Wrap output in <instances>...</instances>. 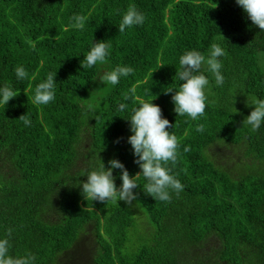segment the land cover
<instances>
[{"label":"trees","instance_id":"1","mask_svg":"<svg viewBox=\"0 0 264 264\" xmlns=\"http://www.w3.org/2000/svg\"><path fill=\"white\" fill-rule=\"evenodd\" d=\"M129 6L145 23L120 33ZM74 14L86 17L82 31L68 27ZM93 40H107L111 55L105 66L82 69ZM212 43L226 50L225 82L217 87L209 75L204 116H178L164 89L180 55H207ZM263 53L264 32L236 0H0V85L20 90L0 106V238L9 239L10 254H30L34 264H264V126L243 123L249 98H264ZM117 65L134 74L116 86L95 79ZM17 66L28 79H16ZM49 72H57L56 99L34 105ZM133 88L127 110L117 111ZM151 99L174 126L173 173L183 191L156 201L141 177L139 213L123 201L85 199L81 182L99 163L116 158L130 175L141 171L126 117ZM137 222L147 233L139 243L130 232Z\"/></svg>","mask_w":264,"mask_h":264},{"label":"clouds","instance_id":"2","mask_svg":"<svg viewBox=\"0 0 264 264\" xmlns=\"http://www.w3.org/2000/svg\"><path fill=\"white\" fill-rule=\"evenodd\" d=\"M236 4L243 9L252 24L264 32V0H236ZM145 19V15L135 6H129L121 17L118 30L120 33H124L128 28L142 26ZM85 24V16L74 14L70 17L68 27L82 31ZM110 55L111 44L107 43V40L95 42L93 40L81 61L82 69H92L97 65L105 66ZM225 55L226 50L217 43L210 45L207 55L196 49L186 50L180 55L179 67L176 66L175 82L171 84L172 86H167L164 89L165 94L173 93L172 102L178 116H187L192 120L204 116L208 103L209 75L217 87H222L225 82L220 59ZM14 72L19 81L29 78V73L23 66L15 67ZM56 74L57 72H49L46 78L36 85L34 94L30 98L32 104L49 105L56 99ZM133 74L134 69L131 66L117 65L99 72L95 79L98 78L105 85L116 86L120 83L121 78ZM19 91L14 90L11 85H0V106H7L11 99L18 96ZM25 92L28 95V89H25ZM134 96V88L124 94L122 102L117 105V111L125 112L128 108L127 102ZM153 99L140 100L137 106L131 109L130 115L126 117L130 120L132 133L127 142L132 147L134 162L141 171L130 175L125 165L116 158L108 161L109 167L107 168L104 162L99 163L85 173L87 179L81 182V192L85 199L106 203L123 201L129 206H133V201L137 199L138 195L134 189L141 184L138 182L141 177L145 181L142 184L143 191L156 201L169 202L173 194L179 195L183 191L184 185L173 173V166L178 160L179 141L171 131L174 126L170 128V121L163 117L161 107L154 104ZM247 106H254V108L243 123L250 126L253 131L259 130L264 126V98H249ZM87 107L91 108L90 105ZM19 119L26 127L31 125L27 114L21 115ZM196 131L203 132V125H199ZM117 142L119 141L117 140ZM183 150L187 152L189 148L185 147ZM114 169L120 170L117 174L121 180L119 187L115 182L117 176L113 175ZM10 247L9 239L0 238V264H34L35 257L30 254L22 257L13 256L10 254Z\"/></svg>","mask_w":264,"mask_h":264},{"label":"rangeland","instance_id":"3","mask_svg":"<svg viewBox=\"0 0 264 264\" xmlns=\"http://www.w3.org/2000/svg\"><path fill=\"white\" fill-rule=\"evenodd\" d=\"M261 62L264 65V53L261 55ZM247 106V105H246ZM250 106H247V108H249ZM254 108V106L250 107V111H252ZM132 209L135 210L136 213H139L140 210H138V208L136 207L135 204H133V206H131ZM131 232V236L133 237V239L135 240V242H138L141 239H144V237L146 236L147 233L144 232V228L142 225H140L138 222L136 224V226L133 227V229L130 231Z\"/></svg>","mask_w":264,"mask_h":264}]
</instances>
